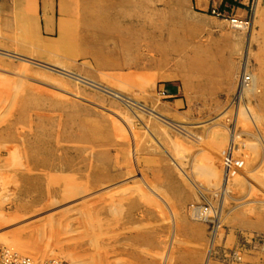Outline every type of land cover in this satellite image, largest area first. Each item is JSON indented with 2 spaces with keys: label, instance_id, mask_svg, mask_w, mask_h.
Segmentation results:
<instances>
[{
  "label": "rangeland",
  "instance_id": "1",
  "mask_svg": "<svg viewBox=\"0 0 264 264\" xmlns=\"http://www.w3.org/2000/svg\"><path fill=\"white\" fill-rule=\"evenodd\" d=\"M55 11L0 24V253L264 264V0Z\"/></svg>",
  "mask_w": 264,
  "mask_h": 264
},
{
  "label": "crops",
  "instance_id": "2",
  "mask_svg": "<svg viewBox=\"0 0 264 264\" xmlns=\"http://www.w3.org/2000/svg\"><path fill=\"white\" fill-rule=\"evenodd\" d=\"M64 0H0V24L15 25V15L30 5L32 16H40L39 32L49 34L57 27L56 4Z\"/></svg>",
  "mask_w": 264,
  "mask_h": 264
},
{
  "label": "built area",
  "instance_id": "3",
  "mask_svg": "<svg viewBox=\"0 0 264 264\" xmlns=\"http://www.w3.org/2000/svg\"><path fill=\"white\" fill-rule=\"evenodd\" d=\"M0 264H62L55 259H46L40 262L32 261L28 256H21L5 250L0 253Z\"/></svg>",
  "mask_w": 264,
  "mask_h": 264
},
{
  "label": "bare ground",
  "instance_id": "4",
  "mask_svg": "<svg viewBox=\"0 0 264 264\" xmlns=\"http://www.w3.org/2000/svg\"><path fill=\"white\" fill-rule=\"evenodd\" d=\"M233 21V24L232 26L234 27H242L243 23L241 24L239 21H236V20H232ZM248 76V75H247ZM246 73H245V67L244 65L242 66L241 68V72H240V79H239V84H238V88H237V92H236V95H237V99L236 100H239L240 98H242L243 94L245 93V91L247 89H252L254 86V79L252 80V85L250 86V88H248V86L246 85ZM247 92V91H246ZM237 110V109H236ZM229 154V153H228ZM226 167V166H225ZM228 167V166H227ZM225 177H227V174H228V168L225 169ZM217 224H218V220H217ZM10 246V245H9ZM9 248V247H8ZM14 252V251H13ZM57 260V259H56Z\"/></svg>",
  "mask_w": 264,
  "mask_h": 264
}]
</instances>
